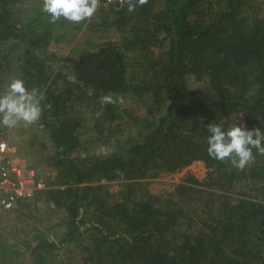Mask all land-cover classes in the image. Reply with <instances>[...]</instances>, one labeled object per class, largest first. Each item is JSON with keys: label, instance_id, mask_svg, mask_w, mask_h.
<instances>
[{"label": "trees", "instance_id": "trees-1", "mask_svg": "<svg viewBox=\"0 0 264 264\" xmlns=\"http://www.w3.org/2000/svg\"><path fill=\"white\" fill-rule=\"evenodd\" d=\"M19 1L0 0V40L22 43L21 79L42 97L40 120L49 130L53 160L67 185L46 192L68 217L71 229L63 244L76 241L96 223L106 232L105 239L115 236L117 260L110 264H264V155L253 149L254 162L241 171L207 152V126L216 123L227 130L233 114H240L249 130L264 132V18L247 14L250 0H148L133 12L127 3L116 12V27L131 26V50L148 62L139 83H131V92L147 94L155 110L162 112L153 118L155 110L145 111L144 118L151 113L149 130L140 140H131L126 153L93 160L76 157L75 126L62 114L69 96L85 89L96 96L127 91L121 46L109 42L85 52L72 68L76 84L58 88L43 55L63 21L51 23L42 11L22 23L13 11ZM157 38L165 45L154 54L150 46ZM188 74L198 79L207 75L216 100L197 98L187 87ZM134 106L142 108L139 103ZM194 160L203 161L211 175L216 173L222 188L244 182L238 197L223 194L212 199L215 193H208L211 203L219 206L195 215L201 228L182 230L185 211H175L171 200L147 192L137 195L135 189L131 209L114 202L100 208L101 220L83 217L87 203L96 200L94 181L129 173L131 179L156 176ZM211 180L207 187L214 185ZM256 182L263 185L252 187ZM102 220L112 225L105 228ZM58 249L54 243L38 241L31 249L32 264H48L46 256Z\"/></svg>", "mask_w": 264, "mask_h": 264}, {"label": "rangeland", "instance_id": "rangeland-1", "mask_svg": "<svg viewBox=\"0 0 264 264\" xmlns=\"http://www.w3.org/2000/svg\"><path fill=\"white\" fill-rule=\"evenodd\" d=\"M126 1L100 0L96 14L90 20L79 24L61 18L63 22L56 29L57 41H52L43 55L47 61V70L55 78L57 87L62 88L63 85L76 84L77 80L72 82L69 77H72L74 62L85 52L112 42L120 45L124 54L127 91L117 95L123 97V104H101L102 95L96 96L87 89L83 94L69 96L70 100L62 118L75 126V135L79 141L76 157L93 160L126 153L131 140L138 141L141 133L148 132L146 123L156 109L147 94L131 92V83H139V77L148 62L131 50V26H126L123 30L115 25L116 12ZM247 5V14L264 18V0H250ZM42 6L43 0H20L13 8L14 17L27 23L42 12ZM164 45L165 42L157 38L150 49L156 54L164 49ZM22 49V43L18 39L0 40V95L6 92L13 79H21L19 57ZM151 56L150 54L149 57ZM132 72L135 79L131 77ZM186 84L204 102L209 103L217 98L209 85L207 75L198 79L193 74H188ZM136 103L143 109H137L134 106ZM148 109L151 113L144 118ZM161 112L162 110H155L153 118ZM135 116L142 118L135 119ZM229 124L246 125L240 114L231 115ZM0 141L6 146L4 157L15 166L18 171L15 175L23 183L22 194L8 192L0 184V197H6L10 201L9 207L0 203V264H32L31 249L40 240L59 246L56 252L46 256L48 264H110L112 260L114 263L117 260L114 255L118 253V246L113 241L115 236L105 239L106 232L96 223L92 227L89 225L90 228L83 231L76 241L63 244L71 229L68 217L62 207L48 199L46 192L63 189L67 185L54 163V148L49 130L43 126L41 120L29 126H24L23 123L13 128L0 126ZM101 146L108 147L110 152L107 155H96ZM210 173L212 172L203 161L194 160L182 168L173 171L161 170L151 177L131 179L129 173L103 178L92 183L97 193L96 200L87 203L82 215L86 220H101L103 215L100 208L114 202H122L131 209V189H135L138 191L137 195L147 192L155 197L171 200L170 206L175 211L181 209L186 212L187 217L182 216L180 220L183 223L182 230L194 231L195 227L201 228V223L194 220L195 215L206 213L207 207H212L215 211L219 206L218 202L211 203L210 198H207L209 192L215 193V196H211L212 199L222 198L223 194L234 198L242 194L240 191L244 187L242 181L236 182L232 187L222 188L219 186L223 182L221 178L216 173ZM211 177L214 185L207 187L206 184L212 181ZM11 178L15 180L14 175ZM262 185L263 183L256 182L252 187L259 188ZM200 197L207 200L202 203ZM101 222L105 228L112 225V221Z\"/></svg>", "mask_w": 264, "mask_h": 264}, {"label": "clouds", "instance_id": "clouds-1", "mask_svg": "<svg viewBox=\"0 0 264 264\" xmlns=\"http://www.w3.org/2000/svg\"><path fill=\"white\" fill-rule=\"evenodd\" d=\"M148 0H127L128 11L133 12L137 6H143ZM100 7V0H43L42 11L49 14L50 22L56 23L61 18L74 24L90 20ZM69 80L75 82L74 77ZM42 97L38 89L29 90L24 80L13 79L7 90L0 95V126L13 128L23 123L29 126L40 120L42 115ZM123 97L107 94L101 97V104H123ZM48 107H51L49 105ZM210 134L207 140L208 155L221 162H230L238 170L254 162L253 149L264 155V132L259 128L249 130L246 125L236 124L227 130L211 123L207 126ZM110 149L101 146L96 155H107Z\"/></svg>", "mask_w": 264, "mask_h": 264}, {"label": "built area", "instance_id": "built-area-1", "mask_svg": "<svg viewBox=\"0 0 264 264\" xmlns=\"http://www.w3.org/2000/svg\"><path fill=\"white\" fill-rule=\"evenodd\" d=\"M6 151L7 150L4 142L0 141V159H3V161H0V184L4 185L8 192L15 191L16 193L21 192L20 194H22L23 183L21 182L20 178L15 175V172H18L15 166L11 163L9 159L4 157ZM12 175H14L15 180H12ZM0 203L4 207L10 206V201H8L6 197H0Z\"/></svg>", "mask_w": 264, "mask_h": 264}]
</instances>
